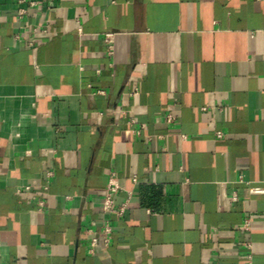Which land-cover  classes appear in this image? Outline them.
<instances>
[{
	"label": "crops",
	"instance_id": "crops-1",
	"mask_svg": "<svg viewBox=\"0 0 264 264\" xmlns=\"http://www.w3.org/2000/svg\"><path fill=\"white\" fill-rule=\"evenodd\" d=\"M251 187L264 0H0V264H264Z\"/></svg>",
	"mask_w": 264,
	"mask_h": 264
},
{
	"label": "built area",
	"instance_id": "built-area-1",
	"mask_svg": "<svg viewBox=\"0 0 264 264\" xmlns=\"http://www.w3.org/2000/svg\"><path fill=\"white\" fill-rule=\"evenodd\" d=\"M112 37H113V34L110 32H107L104 34V41L107 44V49H108L109 54L112 53ZM216 135L219 136L220 132L217 131ZM133 181H136L135 177H133ZM121 189H122L121 186L116 181L114 176L110 175L106 183V186L104 188V194L101 197L100 204H99L100 210L103 214L111 215L113 217L122 216L127 201L125 200L121 204L115 205L114 199H113L114 195ZM250 191L251 192H263L264 190L261 187H251ZM240 228L245 231H248L250 229V221L248 218L244 220V222L240 225ZM92 234L93 235L91 236L90 241H89V252L90 253L93 252L95 247L100 245V242L105 243L110 237V234H111L110 219L108 218L104 219L102 222L100 231L93 232ZM100 235L102 236L100 237ZM211 264H218V263H211Z\"/></svg>",
	"mask_w": 264,
	"mask_h": 264
}]
</instances>
